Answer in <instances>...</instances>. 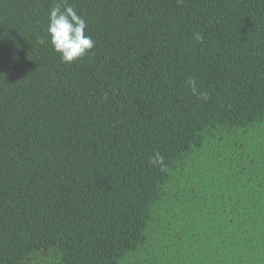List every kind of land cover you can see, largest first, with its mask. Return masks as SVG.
<instances>
[{
    "label": "trees",
    "instance_id": "obj_1",
    "mask_svg": "<svg viewBox=\"0 0 264 264\" xmlns=\"http://www.w3.org/2000/svg\"><path fill=\"white\" fill-rule=\"evenodd\" d=\"M55 2L0 0V264H264V0H67L72 63Z\"/></svg>",
    "mask_w": 264,
    "mask_h": 264
},
{
    "label": "clouds",
    "instance_id": "obj_2",
    "mask_svg": "<svg viewBox=\"0 0 264 264\" xmlns=\"http://www.w3.org/2000/svg\"><path fill=\"white\" fill-rule=\"evenodd\" d=\"M86 28V20L67 3V0H58L54 3L48 16L47 35L54 50L60 54L62 63L74 62L95 46L92 37L85 34ZM194 38L200 42L204 39L199 33L194 34ZM38 42L44 44L45 40L41 38ZM186 84L193 95L203 100L208 99V93L197 87L194 78L189 77ZM149 163L152 166H158L161 171L167 170L164 157L159 152L153 154Z\"/></svg>",
    "mask_w": 264,
    "mask_h": 264
}]
</instances>
